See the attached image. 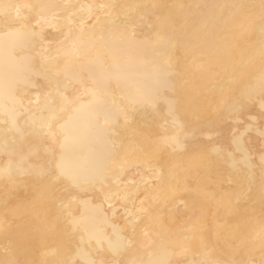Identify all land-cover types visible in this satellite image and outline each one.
<instances>
[{
	"label": "bare ground",
	"instance_id": "bare-ground-1",
	"mask_svg": "<svg viewBox=\"0 0 264 264\" xmlns=\"http://www.w3.org/2000/svg\"><path fill=\"white\" fill-rule=\"evenodd\" d=\"M262 133L264 0H0V264H264Z\"/></svg>",
	"mask_w": 264,
	"mask_h": 264
},
{
	"label": "snow or ice",
	"instance_id": "snow-or-ice-1",
	"mask_svg": "<svg viewBox=\"0 0 264 264\" xmlns=\"http://www.w3.org/2000/svg\"><path fill=\"white\" fill-rule=\"evenodd\" d=\"M12 5H5L3 8L4 13L7 15L8 12L10 11V9L12 8ZM17 9L20 7L19 5L15 6ZM25 7L31 9L33 6L32 5H25ZM68 7H74L73 5H68ZM95 7L94 5L88 4V5H81V10L87 8L89 10V12H91V9ZM99 8L103 9L104 7H106V5H99ZM76 15V13H71L70 16H74ZM16 16L19 17V12L17 11ZM89 18H91V16H89ZM97 22H99V18H97ZM74 22L69 19V25H72ZM86 25V21H82L80 24L81 30L83 29V27ZM49 106L52 108H57L58 106V110L57 111H52L49 113L48 116V120L46 123L41 122L39 124H36L34 122L33 125V131L32 132H26V135L29 136H37L39 137V135L41 133L52 137L53 139L56 138V132L54 130V123H58L59 122V114L63 113L64 111L70 109L71 107H73L76 103V99L74 97H72L68 92L66 91H57L56 93V97L53 96H49ZM123 120L125 123H127L128 121V117H127V112L126 110H123ZM262 135H264V133H262ZM44 147L46 149L45 154L47 155V145L44 144ZM5 148L7 149V142H5ZM10 157L16 153H12L9 152L7 153ZM29 155H35V152H32L31 150H29ZM28 161V155H23L20 154L19 155V163L16 165V170L19 172H24V168L23 165ZM31 167V165L29 166ZM54 173L49 172L48 175H53ZM41 177L43 178L45 176V173L43 172V170H41L40 172ZM0 177H4L7 179H12L13 177V164L11 159H9L8 163L6 164L5 167H3L2 169H0ZM82 179L84 180V182H87L88 180V176L87 174H84L82 176ZM145 183L147 182V180L144 181ZM131 242L129 241V244ZM84 264H97V262L94 259H87L84 261ZM131 264H135V261L131 262Z\"/></svg>",
	"mask_w": 264,
	"mask_h": 264
}]
</instances>
